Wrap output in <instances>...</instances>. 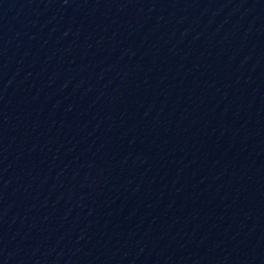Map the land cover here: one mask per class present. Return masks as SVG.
Here are the masks:
<instances>
[{
  "label": "water",
  "instance_id": "water-1",
  "mask_svg": "<svg viewBox=\"0 0 264 264\" xmlns=\"http://www.w3.org/2000/svg\"><path fill=\"white\" fill-rule=\"evenodd\" d=\"M0 264H264V0H0Z\"/></svg>",
  "mask_w": 264,
  "mask_h": 264
}]
</instances>
